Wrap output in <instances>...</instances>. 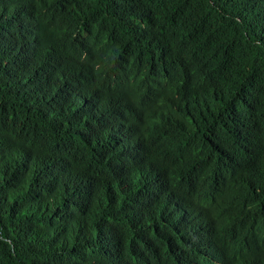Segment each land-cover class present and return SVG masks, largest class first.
Listing matches in <instances>:
<instances>
[{"label":"trees","instance_id":"1","mask_svg":"<svg viewBox=\"0 0 264 264\" xmlns=\"http://www.w3.org/2000/svg\"><path fill=\"white\" fill-rule=\"evenodd\" d=\"M0 264H264V0H0Z\"/></svg>","mask_w":264,"mask_h":264},{"label":"bare ground","instance_id":"2","mask_svg":"<svg viewBox=\"0 0 264 264\" xmlns=\"http://www.w3.org/2000/svg\"><path fill=\"white\" fill-rule=\"evenodd\" d=\"M214 251H215V252H217V250H216V249H214Z\"/></svg>","mask_w":264,"mask_h":264}]
</instances>
